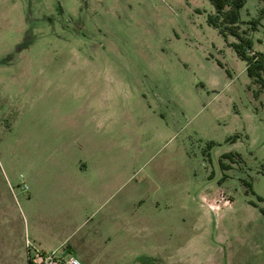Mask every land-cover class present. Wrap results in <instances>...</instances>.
<instances>
[{
    "label": "rangeland",
    "instance_id": "rangeland-1",
    "mask_svg": "<svg viewBox=\"0 0 264 264\" xmlns=\"http://www.w3.org/2000/svg\"><path fill=\"white\" fill-rule=\"evenodd\" d=\"M211 9L0 0V224L21 220L26 163L72 142L73 157L100 153L122 176L78 231L95 249L92 226L111 225L121 202L123 240L96 264H264V86ZM239 17L248 52L264 54V0Z\"/></svg>",
    "mask_w": 264,
    "mask_h": 264
},
{
    "label": "crops",
    "instance_id": "crops-1",
    "mask_svg": "<svg viewBox=\"0 0 264 264\" xmlns=\"http://www.w3.org/2000/svg\"><path fill=\"white\" fill-rule=\"evenodd\" d=\"M74 147L72 142L60 144L57 149L67 152L63 161L54 157L57 149L52 147L41 149L40 161L26 163L25 187L21 188L24 203L21 220L0 224V264H27L25 237L44 250L55 249L61 254L78 256L84 264L100 263L107 258L103 246L111 249L114 241L122 242V237H118L124 229L120 221V201L111 203L108 209L112 213L111 225L92 226L91 231L99 239L95 249L85 233L78 232L88 215L105 205L117 189L114 183L122 176H107L100 153L86 161L73 157Z\"/></svg>",
    "mask_w": 264,
    "mask_h": 264
},
{
    "label": "trees",
    "instance_id": "trees-1",
    "mask_svg": "<svg viewBox=\"0 0 264 264\" xmlns=\"http://www.w3.org/2000/svg\"><path fill=\"white\" fill-rule=\"evenodd\" d=\"M212 9L206 14V21L223 35H231L235 39L230 42L235 53L245 59L246 73L264 86V54L259 50H252L251 40L245 28L240 27L239 8L244 0H209ZM253 27L255 20L250 19Z\"/></svg>",
    "mask_w": 264,
    "mask_h": 264
},
{
    "label": "built area",
    "instance_id": "built-area-1",
    "mask_svg": "<svg viewBox=\"0 0 264 264\" xmlns=\"http://www.w3.org/2000/svg\"><path fill=\"white\" fill-rule=\"evenodd\" d=\"M27 264H84L72 254H61L55 249L44 250L32 240L24 238Z\"/></svg>",
    "mask_w": 264,
    "mask_h": 264
}]
</instances>
